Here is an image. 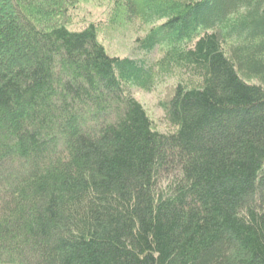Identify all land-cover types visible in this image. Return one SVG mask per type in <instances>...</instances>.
<instances>
[{
	"label": "trees",
	"instance_id": "16d2710c",
	"mask_svg": "<svg viewBox=\"0 0 264 264\" xmlns=\"http://www.w3.org/2000/svg\"><path fill=\"white\" fill-rule=\"evenodd\" d=\"M79 2L0 0V264H264V0Z\"/></svg>",
	"mask_w": 264,
	"mask_h": 264
},
{
	"label": "rangeland",
	"instance_id": "374dc122",
	"mask_svg": "<svg viewBox=\"0 0 264 264\" xmlns=\"http://www.w3.org/2000/svg\"><path fill=\"white\" fill-rule=\"evenodd\" d=\"M108 12V7L99 5L97 0H80L77 9L72 14V18H74L73 22L79 28L81 23L87 21L95 22L105 20ZM103 26H106L107 29V24H103ZM137 27L126 31L125 35L114 32L111 44L103 41L101 43L103 42L102 44L111 55L118 56L119 58L128 57L133 48L134 39L138 35H142V29ZM134 55L141 56L139 53ZM160 57L161 54L156 49L146 56L150 63H156ZM178 78L175 74L174 76L171 74L159 80L157 79L158 81L149 92L133 90V95L136 100L143 106L149 118L153 120L157 129L162 133L170 132L171 128L165 122L164 113L160 104L169 98L170 90L178 82Z\"/></svg>",
	"mask_w": 264,
	"mask_h": 264
}]
</instances>
